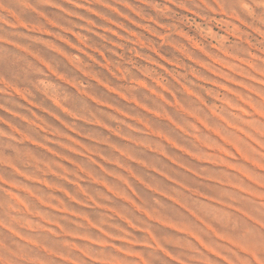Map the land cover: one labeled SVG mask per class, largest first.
Masks as SVG:
<instances>
[{
  "label": "rangeland",
  "instance_id": "rangeland-1",
  "mask_svg": "<svg viewBox=\"0 0 264 264\" xmlns=\"http://www.w3.org/2000/svg\"><path fill=\"white\" fill-rule=\"evenodd\" d=\"M0 264H264V0H0Z\"/></svg>",
  "mask_w": 264,
  "mask_h": 264
}]
</instances>
